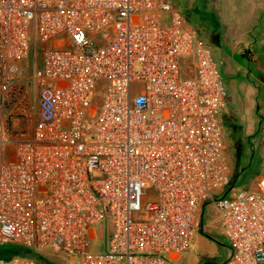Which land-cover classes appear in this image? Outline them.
I'll list each match as a JSON object with an SVG mask.
<instances>
[{"label": "built area", "instance_id": "obj_1", "mask_svg": "<svg viewBox=\"0 0 264 264\" xmlns=\"http://www.w3.org/2000/svg\"><path fill=\"white\" fill-rule=\"evenodd\" d=\"M174 1L0 0V245L171 264L211 203L224 264H264V190L223 196L227 88ZM107 219V249L93 251Z\"/></svg>", "mask_w": 264, "mask_h": 264}, {"label": "rangeland", "instance_id": "obj_2", "mask_svg": "<svg viewBox=\"0 0 264 264\" xmlns=\"http://www.w3.org/2000/svg\"><path fill=\"white\" fill-rule=\"evenodd\" d=\"M174 5L182 12L189 21L202 33V39H204L210 46L221 45L216 49V46H210L214 57L218 63L219 69L222 73L223 80L228 92V102L222 113L223 119V132L225 140L224 155L232 166V177L234 178L236 173L241 172L237 182L236 188L229 191L228 196L233 198L240 190L260 191L264 190V111L257 110L258 105H254L251 108H245L242 100L236 101L237 96L236 88L233 85L234 73L236 72L238 65L245 66L244 69L239 67V71L243 70L245 78L252 83H260L261 77L264 81V54L260 52L256 56V62H251L252 57L248 54L242 56L238 53L240 46H246L248 44L243 42H236L231 40L232 45L228 46V42L220 41V34L223 39L229 38V34L233 32L234 28L238 30L242 26L220 24V26L213 24L220 19V23L225 20V11L223 16L219 13L222 8V3L211 2L210 0H175ZM221 10H224L223 8ZM222 13V12H221ZM219 16V17H218ZM225 26V30L224 27ZM219 27V28H218ZM244 27V26H243ZM223 30V31H222ZM222 31V32H221ZM214 37V38H213ZM219 38V41L215 39ZM246 37V36H245ZM248 39L250 35L247 36ZM246 44V45H245ZM34 43L31 38L30 43V58L28 60L29 69L31 64L34 63ZM263 50V49H262ZM264 52V51H263ZM224 54L225 57H222ZM242 72V71H241ZM248 76V78H247ZM264 85V84H261ZM104 92V82H99L97 87V102L96 107L99 109L101 103V97ZM232 100H230V99ZM233 99H235L234 102ZM248 126L249 133L242 130L243 126ZM91 177H99L98 173L91 174ZM232 178V179H233ZM229 189L226 188L227 191ZM202 210V211H201ZM200 210L199 226L195 233V242L189 251H187L183 259L180 262H173L171 264H223L224 258L230 253V247L227 246V239L220 233V225L217 221V216L212 206L206 203ZM146 213H138V219H145ZM104 233L100 237V229H97V237L91 241L93 251H106L107 243L109 239V233L111 232V222L107 219L103 223ZM204 232V234H203ZM201 234L204 236L205 244L202 246L200 241ZM212 237L217 240L218 244L216 249L218 253L214 257H209L208 251V239ZM12 245H0V250H8ZM204 251L205 255L200 258H191L190 256L199 255ZM40 256L48 259L53 264H77V260L73 259L63 253H54L50 249H45L39 254ZM187 256L189 259H187ZM165 258H167L165 256ZM191 258V259H190ZM198 260V261H197Z\"/></svg>", "mask_w": 264, "mask_h": 264}, {"label": "crops", "instance_id": "obj_3", "mask_svg": "<svg viewBox=\"0 0 264 264\" xmlns=\"http://www.w3.org/2000/svg\"><path fill=\"white\" fill-rule=\"evenodd\" d=\"M210 1L211 2L219 1V3H222L223 5L222 8L224 10H221L222 8H220L219 13L221 14V16H223L224 14L223 11H225V14H224L225 20L223 21V23H220V19H221L220 17L219 20L217 19L215 23L214 21H211L213 24L220 26V24H224L225 22V24H229V25L234 24V25L242 26L238 30L234 28L233 32L229 34L230 39L229 38L223 39L222 34L219 33L220 41L225 42V43L228 42L229 44L226 43L228 46L232 45L231 40L234 41L233 44H236V42H243V43L248 44V45L245 44L246 46H240L238 49V53L241 54L242 56H247L249 54L252 57L251 62H256L257 54H260V52L264 54L263 52L264 51V0H210ZM223 28L225 30V26ZM248 35H250L251 39L247 38ZM222 57H225L224 54H222ZM238 66L243 69L245 67L242 65H238ZM239 67L237 68V70H235L236 72L233 74L234 75L233 85L236 88V90H238L236 93L237 96H235L236 101L237 99L242 100L243 101L242 103L245 105V108H251L252 106L256 104L258 105L257 110L259 112L261 110L264 111V85H261V84H264V81H262L260 77L258 78L261 80L260 83L254 84L252 83V81L250 83V81H248L245 78L243 70H241L242 72L239 71ZM263 72H264V68H263ZM235 99H233L234 102H236ZM242 130L249 133L247 125L243 126ZM209 204L212 206L211 203ZM213 210L215 211L214 208ZM215 213L217 216L216 211ZM216 219L218 221V224L220 225L218 216ZM220 233L223 235L221 228H220ZM195 239L196 238L194 235L192 245H193V242H195ZM200 241L203 246L205 244V240L202 234H201ZM208 243H209L208 244L209 257H214L215 254L218 253V250L216 249V245L218 244V242L217 240H214V238L213 239L209 238ZM227 246H229L228 242H227ZM229 250H230V253L224 258L223 264L225 263L229 255L231 254V249ZM186 253L187 252L183 254H185L186 256ZM204 255L205 253L204 251H202V253H200L199 255H194L190 257L198 259ZM172 257L173 258H172L171 263L180 262L183 259L182 257H184V255L180 254V255H174ZM187 259H189L188 256H187Z\"/></svg>", "mask_w": 264, "mask_h": 264}, {"label": "trees", "instance_id": "obj_4", "mask_svg": "<svg viewBox=\"0 0 264 264\" xmlns=\"http://www.w3.org/2000/svg\"><path fill=\"white\" fill-rule=\"evenodd\" d=\"M240 173L241 172L236 173L234 178L231 176L230 181L226 187V188H228V186H229V189L227 191L226 190L224 191L223 196L228 195V193L231 189L236 188V182H237V179H238ZM203 234H204V232H203ZM210 238L213 239L212 237H210ZM13 255L32 257V258H36V259L41 260V261L45 260V261H48L50 264H53L49 260L40 256L37 252L33 251L30 248H24V247L12 245V247L8 250H0V257L8 258V257H11Z\"/></svg>", "mask_w": 264, "mask_h": 264}, {"label": "flooded vegetation", "instance_id": "obj_5", "mask_svg": "<svg viewBox=\"0 0 264 264\" xmlns=\"http://www.w3.org/2000/svg\"><path fill=\"white\" fill-rule=\"evenodd\" d=\"M200 32V31H199ZM200 36L202 37V33L200 32ZM214 38V37H213ZM215 39L217 40V41H219V38L218 37H215ZM210 46L212 47V46H216L215 48L216 49H218V48H220L221 46H219V45H217L216 43H214L213 45L210 43Z\"/></svg>", "mask_w": 264, "mask_h": 264}]
</instances>
